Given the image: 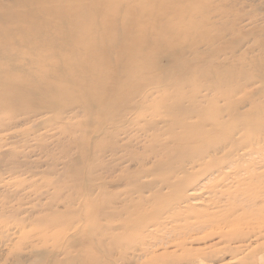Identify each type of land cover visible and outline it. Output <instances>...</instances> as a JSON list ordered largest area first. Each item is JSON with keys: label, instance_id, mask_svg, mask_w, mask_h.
I'll return each mask as SVG.
<instances>
[{"label": "rangeland", "instance_id": "obj_1", "mask_svg": "<svg viewBox=\"0 0 264 264\" xmlns=\"http://www.w3.org/2000/svg\"><path fill=\"white\" fill-rule=\"evenodd\" d=\"M262 68L264 0H0V264H264ZM184 121L239 149L187 193Z\"/></svg>", "mask_w": 264, "mask_h": 264}, {"label": "bare ground", "instance_id": "obj_2", "mask_svg": "<svg viewBox=\"0 0 264 264\" xmlns=\"http://www.w3.org/2000/svg\"><path fill=\"white\" fill-rule=\"evenodd\" d=\"M262 69L264 70V68H262ZM69 73H70V71H69ZM236 74H235V77H236ZM254 75H256V74H254ZM260 77H262V76H260ZM246 120H244L245 123H249V122L253 121V119L248 120V121H246ZM263 121H264V119H263ZM245 123H242V125L244 126ZM220 129H222V128H220ZM193 130H194V125L192 123H188V122L184 121V123L179 126V131H174V139L171 142L169 141V143H166V144L161 143V150L170 149V153L167 156L159 157L160 158L159 161H161V162L158 163L159 161H157L156 162L157 165L155 166V168L156 167L158 168V167H161L162 165H164L165 162H168L170 160H173V159L180 160V161H178L179 166L176 168L175 172H172V170H171V172L169 174H166L165 177H166V180L168 181L171 178L178 177V175L181 174V176L178 179H176L175 182H173L171 184V187L176 188L178 190H181L182 193H187L189 191H193V187L196 186V185H194L193 181L191 182L189 180H190V174H192L197 167L204 166V168H203L204 170H203V174H202L204 177L205 176H213L215 174H221L223 169L226 168V166L224 164H226L228 157L231 156L232 153L239 151V149L233 148L230 151L225 152V154H222L221 158L218 161V159H216L215 156L210 157V153H212L214 155L218 152L226 150L228 147V143H230V139L232 138L231 134H233L234 130H232V129L224 130L225 136H223L221 138V140H219V142L216 140V141H214V143H212L213 138H211V137H203L202 138V135H198L197 133H194ZM181 134H185L187 137L184 138L183 140L181 138H178V137H181ZM212 136H214V135H212ZM195 142H199L201 144H204V147L201 149H198V148L192 146V144H194ZM238 145L239 144H235L234 147H236ZM209 157L212 160H210L206 163H203V161ZM221 160H222V163L220 162ZM215 161H217L218 163L216 164ZM142 172L143 171L141 170L140 174H142ZM144 172L146 175V172L148 173L149 171H144ZM145 188H147L146 185L142 186L140 188L141 189L140 192L142 191V189H145ZM193 194L194 193L191 192L190 197H192ZM190 197L187 196V197H183V198L188 200V198H190ZM212 219H213V215H211V216L209 215V217L202 220V223L197 222L198 220H195L193 223L186 224L185 229H187L193 233V231H197L199 229V227L202 226L203 224H208L209 222H211ZM261 224L263 225V223H261ZM175 226H177V227H175L173 232H176V231H179L180 229H183V227H181L179 224L175 225ZM209 236L210 235H207L204 238H208ZM230 236H232V235L229 234L227 237H230ZM259 236L264 237V232L259 233ZM194 237L195 236H192V234H191L187 237V240L193 241ZM220 238H222L221 241L226 243V244H229L230 242L237 240V238H235V239L229 238L228 239V238H226L225 235H221ZM175 248L176 249L174 250L172 256L175 255L179 250H181L182 253L186 254V256L182 260H179V262H182V264H208L209 263V262L203 261L200 258H198L197 260H195V258L189 259L193 254L198 255L199 251H197L193 254L190 253V252H192V250H187L185 248L184 241L177 243V245H175ZM262 260L264 261V258Z\"/></svg>", "mask_w": 264, "mask_h": 264}]
</instances>
